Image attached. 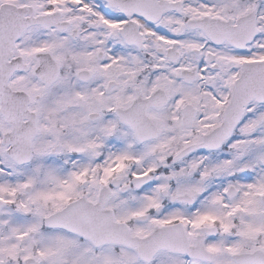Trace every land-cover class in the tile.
I'll return each mask as SVG.
<instances>
[{"label": "snow or ice", "instance_id": "obj_1", "mask_svg": "<svg viewBox=\"0 0 264 264\" xmlns=\"http://www.w3.org/2000/svg\"><path fill=\"white\" fill-rule=\"evenodd\" d=\"M0 264H264V0H0Z\"/></svg>", "mask_w": 264, "mask_h": 264}]
</instances>
